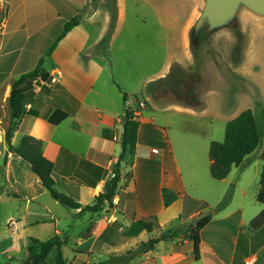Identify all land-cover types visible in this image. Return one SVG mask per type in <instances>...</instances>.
<instances>
[{"label": "crops", "instance_id": "0c3cea01", "mask_svg": "<svg viewBox=\"0 0 264 264\" xmlns=\"http://www.w3.org/2000/svg\"><path fill=\"white\" fill-rule=\"evenodd\" d=\"M122 7L123 0H118V14L104 43L112 21L111 13L100 5L93 6L91 0H1L0 57L6 67L2 72L8 79L0 90V107L8 125L12 81L34 69L43 57L42 73H48L55 81L34 86L31 95L25 97V114L12 143L25 134L42 140L43 155L53 163L52 176L60 191L83 206L93 205L96 197L107 190L116 169L121 153L122 116L129 110L139 121L135 152L127 153L119 162L116 195L101 211L61 213L64 207L50 196L31 172L30 165L18 155L7 153L4 138L0 143L3 160L0 170L10 190L1 193L24 204L26 213L21 218L26 220L31 216L30 225L51 224L53 235L66 240L62 248L71 246L74 253L66 264H96L98 260L100 264H110L107 261L110 256L123 255L140 242L154 238L150 236L157 228L168 232L183 220L194 221L207 212H211L212 217L200 232L197 259L192 241L182 236L161 241L159 243H165L162 250L156 249L158 243L153 250L139 256L149 264H157L159 260L162 264H190L192 257L203 264H264V245L254 246L244 230L256 216L245 218L241 206L228 210L226 205L215 211L227 193L223 188L216 190L217 204L213 208L206 198L188 196L189 187L195 189L197 184H188L183 178L165 122L157 123L152 114L144 115L151 109L150 96L158 99L159 91L152 83L166 78L174 64L188 69L193 62L187 32L196 15L190 12L180 31L182 54L167 56L162 70L155 76L152 73L142 76L137 88L135 78H132L135 84L130 82L127 66H118L121 78L115 73L116 65L122 62L115 50L123 20ZM172 8V11L180 10L179 6ZM74 17L78 24L46 56L64 24ZM184 104L172 101L165 109L176 114L184 110L191 112ZM55 109L68 113L58 125L48 121ZM152 149H157L158 153ZM170 195L174 197L166 204ZM261 212L264 214V208ZM151 217L156 218L158 227L147 232L140 221ZM25 225H29L27 221ZM14 232L17 234L18 230Z\"/></svg>", "mask_w": 264, "mask_h": 264}, {"label": "rangeland", "instance_id": "374dc122", "mask_svg": "<svg viewBox=\"0 0 264 264\" xmlns=\"http://www.w3.org/2000/svg\"><path fill=\"white\" fill-rule=\"evenodd\" d=\"M200 2V0H123V20L115 42L117 58L122 62L116 65V76L121 78L118 66L120 68L127 66L130 82L133 83L132 78H135L139 88L141 83L138 80L150 73L154 76L158 74L167 56H180L183 51V46L180 45V31L189 19L190 12L194 17L197 16ZM91 3L93 6L100 5L111 11L109 0H91ZM174 6H179L180 10L172 11ZM244 37L241 55L240 44L234 36L227 32L217 35L214 44L219 59L217 62L216 59L208 62L206 74L198 82L194 81L191 74L193 62L186 69V74L190 76V85L179 86L178 74L173 68L166 79L153 82L154 89L159 91V95L156 94L158 99L150 96L151 109L144 115L152 114L157 123L165 122L166 134L178 159L183 178L188 184L193 182L197 184L195 189L189 187L188 196L199 200L206 198L213 208L217 204L214 199L216 190L226 189V195L230 196L228 210L241 206L245 218L256 216L254 222L249 220L244 230L246 235L251 237L253 245L260 247L264 245V219L260 220L257 217L262 213L264 205L256 201V192L263 165L260 154L264 148V20L247 17L244 23ZM5 68L4 59L0 57V90L8 79L2 72ZM172 101L185 103L184 108H190L192 111L184 110L176 114L173 110L165 109ZM245 109L253 111L263 131L260 145L246 157L244 165L232 168L226 181L215 180L209 172L210 143L222 142L226 123ZM6 118L1 106L0 143L8 126ZM2 162L0 158V164ZM8 189L4 173L0 170V264H22L23 258L28 254L27 248L31 239H47L53 235L52 227L51 224L30 225L31 216L26 220L21 218L26 213L24 204L17 199H8L1 193ZM61 211L64 214L73 212L64 208ZM26 221L30 226L25 225ZM193 222L185 219L181 225L174 227L172 232L178 231L180 237ZM14 229L18 230L17 234H14ZM161 229L157 228L150 237L166 231ZM164 247L165 243H159L156 249L162 250ZM71 248V246L62 248L67 263L74 256ZM53 255L52 251L47 258L51 264L54 262ZM113 257L115 256H110L107 260L110 264H114ZM142 262H145V258L138 256L130 264H143ZM96 264H100V261H96ZM157 264L162 263L159 260ZM190 264L203 262L192 257Z\"/></svg>", "mask_w": 264, "mask_h": 264}, {"label": "trees", "instance_id": "16d2710c", "mask_svg": "<svg viewBox=\"0 0 264 264\" xmlns=\"http://www.w3.org/2000/svg\"><path fill=\"white\" fill-rule=\"evenodd\" d=\"M77 24L78 20L75 17L64 24L61 34L53 42L46 53V56L51 54L56 44ZM113 25L114 21L112 18L108 33L103 38L104 43L108 40ZM43 60L44 58L42 57L34 69L19 75L11 83V89L8 96L10 119L4 133L7 153H14L27 162L30 165L31 172L39 178L50 196L65 209L75 211H101L106 203L111 204L116 195L119 181V162L123 160L127 153L133 154L135 152L139 121L136 119L133 112L129 110L125 111L121 118L122 133L119 137L121 153L116 162V169L113 171L111 183L108 185L107 190L104 193H100L96 197L93 205H81L56 187V183L52 176L53 163L43 155L44 144L42 140L25 134L21 135L16 143H12V139L20 120L25 114L24 99L26 96H30L33 91V81L36 79H40L41 81L50 79L48 73H42ZM172 68L174 69V72L176 70L178 74L176 75L179 86H181V84L182 86L183 84L190 85V76L186 74V69L179 64H174ZM150 86L151 84L148 86V89ZM187 92L189 91L187 90ZM123 98L125 101L127 99L126 95H124ZM67 117V112L61 109H55L49 116L48 121L52 125H58ZM262 133L263 131L258 125L251 109H245L236 117L229 120L225 125L224 140L222 142L213 141L209 146V172L211 177L219 181L227 178L233 167L241 165L246 157L258 148ZM260 158L263 161V165L258 181L256 201L264 205V148L260 154ZM173 197L174 196L171 195L168 196L166 198V204L169 203ZM229 197L230 196L227 194L222 201L218 203L215 211H220L225 208L229 202ZM211 217V212L196 217L194 222L188 227L187 231L181 234L183 238L192 241L194 246L193 253L196 259L199 254L200 232L210 222ZM257 219L263 220L264 214H260ZM140 223L147 232H152L158 227L155 217H151L148 220H142ZM179 235L180 233L178 231L172 232L171 230L168 232H162L159 236L140 242L135 249L129 250L124 255L113 257L112 262L114 264H129L137 256L153 250L159 242L176 238ZM64 244H66V240L59 237L57 234H54L45 240L33 238L28 245V254L23 258L22 264H51L48 262L47 258L52 251L54 252L53 264H66L62 252V246Z\"/></svg>", "mask_w": 264, "mask_h": 264}, {"label": "water", "instance_id": "95a60500", "mask_svg": "<svg viewBox=\"0 0 264 264\" xmlns=\"http://www.w3.org/2000/svg\"><path fill=\"white\" fill-rule=\"evenodd\" d=\"M110 16L118 14V0H109ZM200 9L187 32L188 49L194 64L191 71L194 81H200L209 61H216L218 50L214 38L224 32L245 43L244 23L247 17L264 20V0H200ZM1 6V0H0ZM3 14L0 12V22ZM243 50H241L242 55ZM240 56V55H239Z\"/></svg>", "mask_w": 264, "mask_h": 264}, {"label": "built area", "instance_id": "2783aa9c", "mask_svg": "<svg viewBox=\"0 0 264 264\" xmlns=\"http://www.w3.org/2000/svg\"><path fill=\"white\" fill-rule=\"evenodd\" d=\"M54 81H55L54 78H51L49 81H48V80H46V81H41L40 79H36V80L33 81V87H34V86L37 87V86H39V84H40V85H48L49 83H52V82H54ZM152 152H154V153H158L157 149H152ZM246 264H251V263H250V262H246Z\"/></svg>", "mask_w": 264, "mask_h": 264}]
</instances>
